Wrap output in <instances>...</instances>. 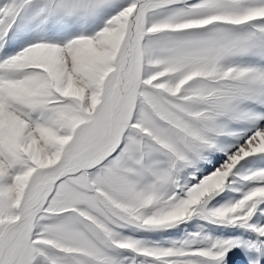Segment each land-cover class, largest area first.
I'll use <instances>...</instances> for the list:
<instances>
[{
    "label": "snow or ice",
    "instance_id": "snow-or-ice-1",
    "mask_svg": "<svg viewBox=\"0 0 264 264\" xmlns=\"http://www.w3.org/2000/svg\"><path fill=\"white\" fill-rule=\"evenodd\" d=\"M262 165L264 0H0V264H262Z\"/></svg>",
    "mask_w": 264,
    "mask_h": 264
},
{
    "label": "rangeland",
    "instance_id": "rangeland-1",
    "mask_svg": "<svg viewBox=\"0 0 264 264\" xmlns=\"http://www.w3.org/2000/svg\"><path fill=\"white\" fill-rule=\"evenodd\" d=\"M264 166V165H262ZM247 167H251V165H247ZM233 196H238L239 193H232ZM214 228L216 226H213ZM227 230L217 231L214 234L220 235L226 233ZM248 261V253L243 248H234L232 252L229 254V261L228 264H247ZM262 264H264V261H262Z\"/></svg>",
    "mask_w": 264,
    "mask_h": 264
}]
</instances>
